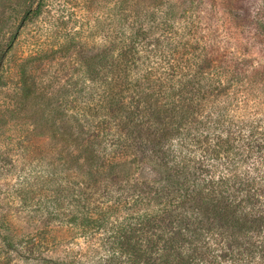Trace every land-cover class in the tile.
I'll use <instances>...</instances> for the list:
<instances>
[{
    "label": "trees",
    "instance_id": "16d2710c",
    "mask_svg": "<svg viewBox=\"0 0 264 264\" xmlns=\"http://www.w3.org/2000/svg\"><path fill=\"white\" fill-rule=\"evenodd\" d=\"M222 3L254 62L221 56L209 12L191 2L110 31L100 65L55 64L65 46L21 66V96L43 95L41 126L57 154L15 194L86 238L96 264H264V0ZM154 21L155 32L143 27ZM31 61L44 64L43 93ZM45 239H15L0 219V264H82Z\"/></svg>",
    "mask_w": 264,
    "mask_h": 264
},
{
    "label": "rangeland",
    "instance_id": "374dc122",
    "mask_svg": "<svg viewBox=\"0 0 264 264\" xmlns=\"http://www.w3.org/2000/svg\"><path fill=\"white\" fill-rule=\"evenodd\" d=\"M120 1L125 3L124 8L118 12L114 4ZM176 1L41 0V6L38 7L40 0H0V57L12 39V49L4 55L0 68V219L8 225L15 239L45 230V243L58 252L59 257L64 259L67 255H75V260L79 259L82 264H96L94 259L100 253L91 248L86 238L60 226L58 221L46 219L44 215L36 217L26 208L30 202L24 206V202L15 194V188L20 182L32 180L34 174L41 171L40 166L43 164L40 162L50 156L56 158L57 154L54 150L57 144L48 138L46 127L41 126V118L46 115L41 106L43 95L26 99L19 91V72L26 59L36 52H50L67 46L70 49L68 53H57L53 58L55 64L65 58L70 62L85 65L95 62L100 65L104 60L101 50L108 43L106 37L110 31L129 30L134 17L142 12L164 15L170 3L174 5L173 12L178 16L182 8L191 10V2L201 3L200 6L209 12V21L216 34L215 42L224 48L219 52L221 56L251 62L257 59V50L247 48L242 31L228 18L222 0H182L183 4ZM158 4L163 7H156ZM36 7L39 9L35 16L23 18L29 9L35 10ZM156 23L143 22V27L155 32L159 27ZM202 25L206 26V21ZM13 33L15 36L12 37ZM43 61L46 63L47 59ZM37 63L31 61L25 64H29L31 74L36 78V89L40 92L41 83L44 85L45 81L42 77L44 64L40 62L42 66L39 68ZM49 110L53 112L56 109L52 106ZM11 264L35 263L16 260Z\"/></svg>",
    "mask_w": 264,
    "mask_h": 264
}]
</instances>
